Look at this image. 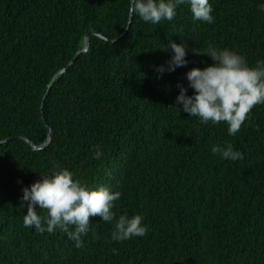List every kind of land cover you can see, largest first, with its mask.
I'll use <instances>...</instances> for the list:
<instances>
[{
	"label": "trees",
	"instance_id": "obj_1",
	"mask_svg": "<svg viewBox=\"0 0 264 264\" xmlns=\"http://www.w3.org/2000/svg\"><path fill=\"white\" fill-rule=\"evenodd\" d=\"M209 2L212 24L182 5L152 25L128 0H0V264H264V104L235 136L174 107L186 72L212 63L197 51L264 58V0ZM172 41L187 64L160 74ZM225 142L243 159L212 154ZM54 163L121 192L116 216L142 213L147 235L114 242L99 216L81 247L25 228L22 186Z\"/></svg>",
	"mask_w": 264,
	"mask_h": 264
},
{
	"label": "clouds",
	"instance_id": "obj_2",
	"mask_svg": "<svg viewBox=\"0 0 264 264\" xmlns=\"http://www.w3.org/2000/svg\"><path fill=\"white\" fill-rule=\"evenodd\" d=\"M182 5L187 6L194 20L214 23L213 6L209 0H128L127 14L139 17L144 23L157 25L162 21H172ZM260 10L264 11V3H261ZM168 47L172 54L166 62L167 68L158 66L160 74L187 64L188 52L184 43L172 41ZM197 52L210 57L212 63L186 72L188 87L193 91L188 95L187 89L178 84L179 93L174 105L177 114L178 109L182 110L188 117L195 116L205 125L209 122L213 125L224 123L228 135L235 136L251 110L258 104H264V58L249 64L238 51L214 45ZM211 151L223 160L243 159V154L230 142L213 145ZM102 155L101 148L95 146L93 159L99 160ZM121 195L106 185L91 187L86 181L75 178L68 168L54 163L49 172L41 173L40 179L22 186L21 201L27 208L23 225L40 234L61 230L75 242L76 247L82 246V237L90 231V217L96 216L105 223L114 222L110 233L114 242L146 236L148 227L143 222L142 213L116 216L114 202ZM113 254H117L116 249H113Z\"/></svg>",
	"mask_w": 264,
	"mask_h": 264
},
{
	"label": "water",
	"instance_id": "obj_3",
	"mask_svg": "<svg viewBox=\"0 0 264 264\" xmlns=\"http://www.w3.org/2000/svg\"><path fill=\"white\" fill-rule=\"evenodd\" d=\"M94 31H90V32H88L86 35H85V38H84V46H83V48L80 50V51H78L77 53H79V52H82V51H86L87 50V48H88V44H89V35L91 34V33H93ZM74 60V58L71 60V62ZM67 67H65L64 69H66ZM63 69V70H64ZM62 70V71H63ZM49 135L50 134H48V137H49ZM7 139H3V140H0V143H2V142H5ZM47 140V139H46ZM46 140L42 143V144H40L39 146H35L33 143H31L30 142V145L32 146V148L33 149H39V148H41L43 145H44V143L46 142Z\"/></svg>",
	"mask_w": 264,
	"mask_h": 264
}]
</instances>
